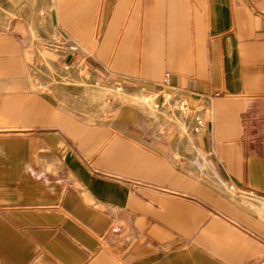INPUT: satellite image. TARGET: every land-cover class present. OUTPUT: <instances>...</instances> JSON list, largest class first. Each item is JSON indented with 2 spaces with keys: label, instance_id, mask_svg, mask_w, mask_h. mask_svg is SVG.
Returning <instances> with one entry per match:
<instances>
[{
  "label": "crops",
  "instance_id": "1",
  "mask_svg": "<svg viewBox=\"0 0 264 264\" xmlns=\"http://www.w3.org/2000/svg\"><path fill=\"white\" fill-rule=\"evenodd\" d=\"M43 15L0 22V264L263 262L264 0Z\"/></svg>",
  "mask_w": 264,
  "mask_h": 264
},
{
  "label": "rangeland",
  "instance_id": "2",
  "mask_svg": "<svg viewBox=\"0 0 264 264\" xmlns=\"http://www.w3.org/2000/svg\"><path fill=\"white\" fill-rule=\"evenodd\" d=\"M54 2L55 0H0V22H9L17 17L33 18L34 16L37 19H40L41 23H44L45 16L43 15V10L52 7ZM45 49V58H47V52H51L52 54H55L56 60H58L59 50L57 43L55 44L51 41L47 43ZM47 65L49 67H52L56 65V63L48 61L46 66ZM36 71L37 78L44 80L47 79V70L37 69ZM117 89L123 90V88L117 86L115 87L114 92L103 88L99 89V92H101L100 95L102 96H104L108 92H113L111 94H114L115 98L120 99L122 101H128L137 106H141L145 110V112L149 113L153 117H157V115L166 113L167 117L165 118H170L171 121L176 122L182 130L188 129L186 125L187 114L186 111L180 110L181 102L179 100H176L174 102L169 101L166 107L158 109L153 106L152 102L149 99H144L142 97L134 96L129 93L126 95L116 94L115 91Z\"/></svg>",
  "mask_w": 264,
  "mask_h": 264
},
{
  "label": "built area",
  "instance_id": "3",
  "mask_svg": "<svg viewBox=\"0 0 264 264\" xmlns=\"http://www.w3.org/2000/svg\"><path fill=\"white\" fill-rule=\"evenodd\" d=\"M180 110L187 111L186 106H185V104L183 102H181ZM197 122H198V124L202 123L200 119H197ZM229 188L233 192L236 191V188L233 185H230ZM255 264H264V261L263 262H259V263H255Z\"/></svg>",
  "mask_w": 264,
  "mask_h": 264
},
{
  "label": "bare ground",
  "instance_id": "4",
  "mask_svg": "<svg viewBox=\"0 0 264 264\" xmlns=\"http://www.w3.org/2000/svg\"><path fill=\"white\" fill-rule=\"evenodd\" d=\"M115 93L116 94H122V95H126V94H128L127 92H125V91H123V90H121V89H117L116 91H115ZM145 99V98H144ZM147 99V98H146Z\"/></svg>",
  "mask_w": 264,
  "mask_h": 264
}]
</instances>
